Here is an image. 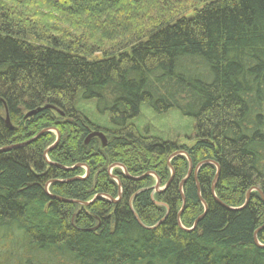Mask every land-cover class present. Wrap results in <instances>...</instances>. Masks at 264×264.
I'll list each match as a JSON object with an SVG mask.
<instances>
[{
    "label": "trees",
    "instance_id": "1",
    "mask_svg": "<svg viewBox=\"0 0 264 264\" xmlns=\"http://www.w3.org/2000/svg\"><path fill=\"white\" fill-rule=\"evenodd\" d=\"M142 105L191 145L141 132ZM37 135L0 152V264H264V0H0V149ZM115 164L140 178L112 170L116 203L48 196L115 200Z\"/></svg>",
    "mask_w": 264,
    "mask_h": 264
},
{
    "label": "rangeland",
    "instance_id": "2",
    "mask_svg": "<svg viewBox=\"0 0 264 264\" xmlns=\"http://www.w3.org/2000/svg\"><path fill=\"white\" fill-rule=\"evenodd\" d=\"M78 109L81 113L85 115V117L89 120V122L92 125L99 127L101 129L110 128L107 114H104V115L99 114L96 110L95 102L93 101L79 102ZM132 123L136 127H138L141 132H143L144 134H147L148 136L155 137V138H158L164 141L178 140L179 144L187 145V146H190L192 143L191 141L186 140V139L191 138L193 136L194 121L191 118L181 115L179 111H177L176 109H171L165 114H156L149 107L142 105L140 108L139 116L136 119H134ZM51 131L56 136L57 131L55 130H51ZM46 161H48L49 163L48 159ZM117 165L118 164L111 166L108 169V173L110 172V174L112 175L113 169L114 170L120 169L122 171V169L118 167ZM79 167L83 168V174L81 175V177H85V176L87 177L89 174V169H88V174L86 175L85 166L83 165ZM155 184H156V179L152 187H154ZM158 189L160 190L163 189V187L160 186V183L158 185ZM154 192H158V191H154ZM119 198L120 196L118 195V198L115 200L118 201Z\"/></svg>",
    "mask_w": 264,
    "mask_h": 264
},
{
    "label": "water",
    "instance_id": "3",
    "mask_svg": "<svg viewBox=\"0 0 264 264\" xmlns=\"http://www.w3.org/2000/svg\"><path fill=\"white\" fill-rule=\"evenodd\" d=\"M49 108H51V107H46V108H41V109H37V110H34V111H32V112H29V113H27L26 114V116H25V118H29V117H32V116H34V115H36L38 112H40V111H42L43 109H49ZM53 109V108H52ZM5 123H6V125L9 127V128H11V126H10V122H9V119H8V116L6 115V117H5ZM45 130H43L41 133H43ZM40 133V134H41ZM39 134V135H40ZM39 135H37L36 137H34L33 139H31V140H29L28 142H26V143H24V144H20V145H17V146H13V147H9V148H4V149H0V152H4V151H6V150H8V149H10V148H18V147H22V146H25V145H27V144H29V143H31V142H33L36 138H38V136ZM92 137H97V138H99L100 140H101V142L103 143V144H105V141H106V139H105V137H104V135H103V133H101V132H92L88 137H87V139H86V142H88V140L90 139V138H92ZM59 138H60V136H59V134L56 132V140H55V142L44 152V157H45V159L47 158V153L51 150V149H53L56 145H57V143L59 142ZM176 155H183L186 159H187V162H188V171H187V174H186V176H185V178L181 181V183H180V185H179V187H180V194H181V200H182V208H181V210H180V212L178 213V216H177V218H178V225H179V227L182 229V230H184V231H190V230H192V229H194L195 228V226H196V224H197V222L199 221V219L204 215V213L206 212V205H205V203L202 201V199L200 198V196H199V194H198V197H199V199H200V201H201V203H202V205H203V207H204V213L194 222V224H193V226H192V228L191 229H184L182 226H181V224H180V222H179V217H180V214H181V212H182V210H183V207H184V204H185V199H184V197H183V195H182V192H181V189H182V185H183V183L190 177V175H191V173H192V163H191V160H190V158L188 157V155L185 153V152H176V153H174V154H172V156L169 158V159H171L172 157H174V156H176ZM47 160V159H46ZM48 162V161H47ZM205 163H211V164H213L214 166H215V168H216V174H215V177H214V180H213V183H212V188H211V191H212V194H213V198H214V200L220 205V206H222V207H225L215 196H214V187H215V183H216V180H217V177H218V174H219V166L216 164V163H214V162H204V164ZM202 164H200V165H198L197 167H196V169L194 170V172H193V174H194V180H195V183H196V188H197V191L199 192V187H198V184H197V182H196V172H197V170H198V168L201 166ZM79 166H83V165H76L75 167H79ZM118 167H120L121 169H122V171H123V174L125 175V177H127L128 179H132V180H138V179H140V178H133V177H130L129 176V174L126 172V170H125V168L123 167V166H121V165H117ZM168 167H169V169H170V171H171V176H170V179H169V181H168V183L166 184V186H168V184L170 183V181L172 180V178H173V171H172V168H171V166L169 165V163H168ZM60 168H63V167H60ZM85 168H86V175L88 174V168L85 166ZM63 169H65V170H71L72 168H63ZM146 175H151V176H153V177H155V179H156V184H155V186L154 187H152V189L154 190V191H162L165 187H163V189H158V185H159V180H158V178L153 174V173H147ZM109 176L117 183V186H118V195L120 196V193H121V184H120V182L118 181V179L117 178H115L113 175H111L110 174V172H109ZM86 177V176H85ZM84 177H79V178H76V179H78V180H82ZM49 184V183H48ZM45 190L47 191V186H46V188H45ZM254 191H256V192H258V194L260 195V197H261V199H262V201L264 202V196H263V194L258 190V189H253ZM48 194V193H47ZM51 199H54V200H57V201H61V202H65V203H75V204H79V205H81V206H88V205H90L92 202H94L99 196H102V197H104V198H106V199H108V200H110L111 202H113V203H116L117 202V200H114V199H111L110 197H108V196H106V195H96L90 202H87V203H81V202H78V201H70V200H65V199H62V198H60V197H56V196H51V195H48ZM248 200H249V193H247L246 194V198H245V202H244V205L241 207V208H243V207H245L246 206V204L248 203ZM156 204V203H155ZM230 209V208H229ZM168 213V212H167ZM167 213H166V215H167ZM134 214V213H133ZM166 215L162 218V220H160L157 224H159V223H162L163 222V220L165 219V217H166ZM134 216H135V220L137 221V223L139 224V225H141L142 227H144L142 224H141V222H140V220L136 217V215L134 214ZM156 224V225H157ZM156 225L154 226V227H156ZM154 227H151V228H147V227H144V228H146V229H153ZM264 228V225L262 226V227H260L258 230H256L255 232H254V235H253V239H254V243L258 246V247H260V248H262V249H264V246H261V245H259L258 244V242L256 241V234H257V232L259 231V230H261V229H263Z\"/></svg>",
    "mask_w": 264,
    "mask_h": 264
},
{
    "label": "flooded vegetation",
    "instance_id": "4",
    "mask_svg": "<svg viewBox=\"0 0 264 264\" xmlns=\"http://www.w3.org/2000/svg\"><path fill=\"white\" fill-rule=\"evenodd\" d=\"M91 139V138H90Z\"/></svg>",
    "mask_w": 264,
    "mask_h": 264
}]
</instances>
